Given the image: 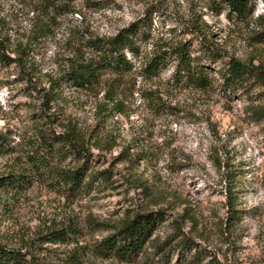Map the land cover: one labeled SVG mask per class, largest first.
Masks as SVG:
<instances>
[{
    "label": "rangeland",
    "instance_id": "rangeland-1",
    "mask_svg": "<svg viewBox=\"0 0 264 264\" xmlns=\"http://www.w3.org/2000/svg\"><path fill=\"white\" fill-rule=\"evenodd\" d=\"M33 1L0 0V37L11 43L29 38L21 68L43 82L45 73L55 72L82 42L85 28L111 35L134 19L146 30L142 50L187 41L194 54L209 45L264 62L255 20L264 13V0H251L252 12L245 18L223 0H75L74 9L55 14L44 31L36 23ZM220 67L217 62L209 68L218 79ZM171 73L166 68L154 77L134 76L123 94V110L102 114L97 103L103 88L94 93L65 85L62 113L93 129L90 133L113 138L111 146L92 148L95 167L109 168L110 176L75 198L35 181L0 205V241L19 245L37 227L70 214L80 221L79 243L89 245L126 212L160 207L165 219L134 262L95 257L88 247V264H162L152 246L173 234L176 224L182 229L178 236L194 241L192 264H264V116L256 118L250 110L264 105V86L246 95L228 92L215 80L202 89L172 84ZM20 76L19 67L0 61V129L11 128L16 138L29 128L36 103ZM11 158L0 156V173ZM229 201L239 214L233 223L227 218ZM185 207L192 219L182 216ZM171 251L173 264L176 251Z\"/></svg>",
    "mask_w": 264,
    "mask_h": 264
},
{
    "label": "trees",
    "instance_id": "trees-1",
    "mask_svg": "<svg viewBox=\"0 0 264 264\" xmlns=\"http://www.w3.org/2000/svg\"><path fill=\"white\" fill-rule=\"evenodd\" d=\"M74 1L34 0L32 6L36 23L40 22L39 29H49L55 14L72 11ZM223 1L238 17L251 15V0ZM255 20L259 25L257 38L264 41V13L257 14ZM85 30L87 35L82 37V42L55 72L45 73L44 82L42 77L22 71L29 38L25 41L16 38L11 43L10 39L0 37V61L5 66L13 63L20 68L24 88L36 101L30 112V126L19 132L18 138L11 128L0 129V156H12L5 171L0 173V196L4 195L0 205L20 196L35 181L75 198L87 195L109 178V168L95 167L97 158H94L92 148H103L112 137L90 133L93 129L89 130L75 118L62 113L59 101L65 85L94 93L103 88V98L97 103L101 114L113 109L123 110V94L134 76L150 78L166 68L172 69L168 81L174 85L206 89L213 86L215 80H220V85L228 92L246 95L254 86H264L263 61L243 60L209 45L199 47L196 54L187 41L142 50L141 44L147 40V34L140 19L130 21L111 35ZM217 62L222 63L220 79L209 70ZM250 110L256 118L264 116V105H255ZM227 210V218L233 223L239 217L237 209L229 201ZM164 213V208L160 207L130 210L118 224L104 227L107 233L89 245H81L78 241L80 221L66 214L37 227L23 237L19 245L0 241V264H88L84 255L88 247L95 257L134 262L144 253L157 225L165 219ZM182 216L193 218L187 207L183 208ZM180 233L181 225L176 224L173 234L152 246V253L163 260L162 264H171V250L176 251L173 264H192L197 252L196 249L191 252L194 241L184 235L178 236Z\"/></svg>",
    "mask_w": 264,
    "mask_h": 264
}]
</instances>
